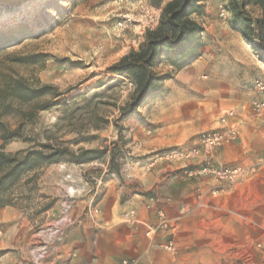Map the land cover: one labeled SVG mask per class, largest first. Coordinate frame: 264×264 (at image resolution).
Returning a JSON list of instances; mask_svg holds the SVG:
<instances>
[{"label": "rangeland", "instance_id": "rangeland-1", "mask_svg": "<svg viewBox=\"0 0 264 264\" xmlns=\"http://www.w3.org/2000/svg\"><path fill=\"white\" fill-rule=\"evenodd\" d=\"M168 1L0 0L2 121L22 138L5 151L49 144L99 157L66 155L21 179L14 205L0 209V264H110L117 250L118 264H264V118L251 108L264 62L234 27L229 0H200L201 56L179 71L162 60L136 111L125 114L129 79L109 71ZM16 81L52 89L23 104L7 98ZM215 130L223 144L191 154ZM217 167L256 172L231 186L208 172ZM245 184L249 208L225 222L221 247L207 246L200 207Z\"/></svg>", "mask_w": 264, "mask_h": 264}, {"label": "trees", "instance_id": "trees-1", "mask_svg": "<svg viewBox=\"0 0 264 264\" xmlns=\"http://www.w3.org/2000/svg\"><path fill=\"white\" fill-rule=\"evenodd\" d=\"M17 3L16 5H18ZM256 10L253 17L248 8ZM228 8L233 16L234 27L240 31L250 43L252 49L264 62V0H229ZM200 0H170L161 9L157 24L146 29L144 40L137 50L130 51L116 64L110 67L113 75L125 76L133 86L129 108L125 114L136 111L150 92L157 76L154 72L162 60L175 70H182L191 65L202 54L203 44L200 39L202 27L194 19L200 13ZM52 89L47 85L31 88L16 81L9 88L7 98L23 104L31 103L49 95ZM40 106V110L47 109ZM4 106L0 105V209L13 206L15 189L21 179L33 170L52 165L64 159L66 155L71 162L84 164L96 158H87L92 151L70 153L67 149L54 148L49 144L8 153L5 147L16 140L22 139L17 130L3 123ZM25 141V140H22ZM26 142V141H25Z\"/></svg>", "mask_w": 264, "mask_h": 264}, {"label": "crops", "instance_id": "crops-1", "mask_svg": "<svg viewBox=\"0 0 264 264\" xmlns=\"http://www.w3.org/2000/svg\"><path fill=\"white\" fill-rule=\"evenodd\" d=\"M251 184H245L238 189H233L227 192L220 191V194L226 196L222 201L218 200L209 206L205 205L200 207L199 218L207 231L202 237H204L207 246L221 247V242L225 239L223 230L225 222L232 221V215L238 217V215L244 214L241 213V211H247V208H249L248 203L250 194L253 190ZM222 189H224V187H222ZM183 211L184 210H181L179 213H182ZM230 232H232V229L227 230V233ZM125 240L128 241L129 238H126ZM125 251L126 250L123 248V255L126 254ZM119 255L118 250L117 252H114L110 258V264H118Z\"/></svg>", "mask_w": 264, "mask_h": 264}, {"label": "built area", "instance_id": "built-area-1", "mask_svg": "<svg viewBox=\"0 0 264 264\" xmlns=\"http://www.w3.org/2000/svg\"><path fill=\"white\" fill-rule=\"evenodd\" d=\"M255 98L251 102L252 111L264 118V76L257 79L254 82ZM228 118V114H225L220 118V124H225ZM225 140V135L221 130H215L206 134H203L200 138V145L198 150H194L191 154L203 153L204 155H209L210 152L218 147H220ZM209 173L213 174L218 180L227 181L231 186L237 183L243 182L245 179L250 178L256 172L254 167L249 168H224L217 167L215 169L209 170ZM161 221L159 222L158 228H166L167 222L162 220V214L160 213ZM165 250L172 252L174 251V246L172 242H168L164 246ZM123 264H127L126 261Z\"/></svg>", "mask_w": 264, "mask_h": 264}, {"label": "bare ground", "instance_id": "bare-ground-1", "mask_svg": "<svg viewBox=\"0 0 264 264\" xmlns=\"http://www.w3.org/2000/svg\"><path fill=\"white\" fill-rule=\"evenodd\" d=\"M2 11H6L7 9L6 8H3V9H1Z\"/></svg>", "mask_w": 264, "mask_h": 264}]
</instances>
